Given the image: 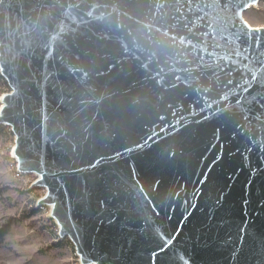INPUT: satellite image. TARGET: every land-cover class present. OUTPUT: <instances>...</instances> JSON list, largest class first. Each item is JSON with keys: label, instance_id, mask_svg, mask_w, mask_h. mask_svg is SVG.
I'll return each instance as SVG.
<instances>
[{"label": "water", "instance_id": "water-1", "mask_svg": "<svg viewBox=\"0 0 264 264\" xmlns=\"http://www.w3.org/2000/svg\"><path fill=\"white\" fill-rule=\"evenodd\" d=\"M260 0H0V125L80 264H264Z\"/></svg>", "mask_w": 264, "mask_h": 264}, {"label": "rangeland", "instance_id": "rangeland-1", "mask_svg": "<svg viewBox=\"0 0 264 264\" xmlns=\"http://www.w3.org/2000/svg\"><path fill=\"white\" fill-rule=\"evenodd\" d=\"M243 18L250 26L264 27V0ZM9 90L0 76V100ZM13 146L10 128L0 125V264H80L73 244L59 237L49 206L39 203L46 190L34 185L37 176H15Z\"/></svg>", "mask_w": 264, "mask_h": 264}, {"label": "built area", "instance_id": "built-area-1", "mask_svg": "<svg viewBox=\"0 0 264 264\" xmlns=\"http://www.w3.org/2000/svg\"><path fill=\"white\" fill-rule=\"evenodd\" d=\"M12 170L16 177H21V174L16 170V163L13 164Z\"/></svg>", "mask_w": 264, "mask_h": 264}, {"label": "bare ground", "instance_id": "bare-ground-1", "mask_svg": "<svg viewBox=\"0 0 264 264\" xmlns=\"http://www.w3.org/2000/svg\"><path fill=\"white\" fill-rule=\"evenodd\" d=\"M257 5L253 6V7H256Z\"/></svg>", "mask_w": 264, "mask_h": 264}]
</instances>
